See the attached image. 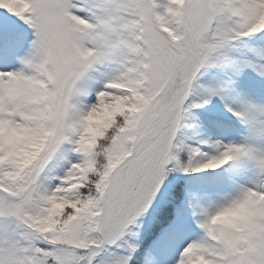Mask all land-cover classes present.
<instances>
[{"label": "snow or ice", "instance_id": "6c2138e0", "mask_svg": "<svg viewBox=\"0 0 264 264\" xmlns=\"http://www.w3.org/2000/svg\"><path fill=\"white\" fill-rule=\"evenodd\" d=\"M0 264H264V0H0Z\"/></svg>", "mask_w": 264, "mask_h": 264}]
</instances>
